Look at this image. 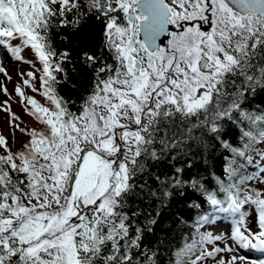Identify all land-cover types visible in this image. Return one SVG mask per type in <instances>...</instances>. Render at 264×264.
I'll use <instances>...</instances> for the list:
<instances>
[{
	"label": "snow or ice",
	"instance_id": "6c2138e0",
	"mask_svg": "<svg viewBox=\"0 0 264 264\" xmlns=\"http://www.w3.org/2000/svg\"><path fill=\"white\" fill-rule=\"evenodd\" d=\"M93 18L98 38L57 49L59 29ZM0 49L32 51L40 75L23 85L45 101L17 85L40 125L30 129L0 104L27 137L14 151L0 134V264H242L223 254L264 253V109L246 104L264 90V0H0ZM78 69L84 92L62 95L78 91ZM217 147L213 188L188 170ZM173 203L211 212L187 227L171 213L161 239ZM213 213L233 218L226 244L208 230Z\"/></svg>",
	"mask_w": 264,
	"mask_h": 264
},
{
	"label": "trees",
	"instance_id": "16d2710c",
	"mask_svg": "<svg viewBox=\"0 0 264 264\" xmlns=\"http://www.w3.org/2000/svg\"><path fill=\"white\" fill-rule=\"evenodd\" d=\"M88 35L89 37H99V22L97 20L90 19L83 22L79 30H75L72 28H61L55 36V45L59 51H63L67 49L70 52H74L78 50L81 39L84 35ZM66 37V38H65ZM92 42V41H90ZM32 53V51H30ZM69 69L72 68V65H68ZM74 82L77 84V90H72L68 86H62L61 94L65 96H71L73 99L78 98V93H83L84 88L80 87V85L88 83L85 81L84 77L79 74V69L76 73L73 74ZM246 104L249 106L251 110L255 109H264V90L257 88L255 93H252L248 96V100ZM237 137L236 129L233 127L231 130V135L228 137L229 140H235ZM224 150L222 148L217 147L215 152H212V149H209L208 152L205 153L207 157V163L204 162L201 158L197 157L194 162V167L188 170L189 174H199L203 177H208L211 181V177L209 175L210 171H215L217 174L221 173V165L223 163L222 154ZM168 169H165L167 171ZM160 171V169H157ZM211 187H215V181H211ZM195 198V197H193ZM142 207H146V205H141ZM204 211L211 212V208L209 205L204 204ZM202 210L198 209H189L186 203H173L170 211L164 210V214L162 216L161 222L157 229L156 235L163 239L165 236V230L172 227L173 218L171 213L179 212L184 219L187 221V225H182L180 227L190 226L193 221L196 219V216ZM213 215L218 217L219 213H213ZM190 217V218H189ZM213 224V223H212ZM223 224V223H222ZM208 230H209V226ZM179 235L178 232L173 231L169 235V239L177 237ZM152 239V237H149ZM179 243V241H177Z\"/></svg>",
	"mask_w": 264,
	"mask_h": 264
},
{
	"label": "rangeland",
	"instance_id": "374dc122",
	"mask_svg": "<svg viewBox=\"0 0 264 264\" xmlns=\"http://www.w3.org/2000/svg\"><path fill=\"white\" fill-rule=\"evenodd\" d=\"M31 50L25 49L22 53V59H16L15 57L11 56L9 53L4 56V68L7 74L0 73V104H3L4 101H7V104L4 107L10 108L11 113H14L19 120L13 121V124H20L22 127L26 128H33V127H40V125L35 121V119L29 115L26 111L24 103L21 102V97L16 93L17 85H21L23 90L27 93V95L35 96V98L40 101L41 103H45L43 97L38 94H35L31 91V89L27 88V86L23 85V80L28 79L27 73L32 71L35 72L37 76L40 73L37 69L40 68V64L36 62V58L33 53H30ZM31 62V63H30ZM33 63H35V67H33ZM23 74V75H22ZM38 86V82H37ZM4 89H7V93H5ZM6 113L2 108H0V134L8 137L10 142L12 143L13 150H19L21 144L27 139V137L22 134L19 130H15L13 134L12 128H10L9 120L10 114ZM216 220L212 225L209 226V231H212L214 234H223L225 239L219 242L221 245L226 244L227 241V234L229 230L233 227L234 221L231 219L229 228L224 225L228 223L220 222ZM251 222V221H249ZM232 255L242 256V253L239 252L237 247L235 248L234 252L224 253L223 256L226 259H231ZM242 264H251V262L244 261Z\"/></svg>",
	"mask_w": 264,
	"mask_h": 264
},
{
	"label": "bare ground",
	"instance_id": "6f19581e",
	"mask_svg": "<svg viewBox=\"0 0 264 264\" xmlns=\"http://www.w3.org/2000/svg\"><path fill=\"white\" fill-rule=\"evenodd\" d=\"M3 67H4V64H3Z\"/></svg>",
	"mask_w": 264,
	"mask_h": 264
}]
</instances>
